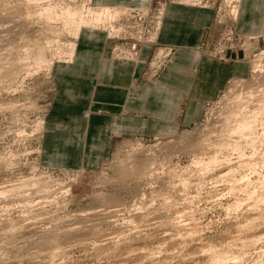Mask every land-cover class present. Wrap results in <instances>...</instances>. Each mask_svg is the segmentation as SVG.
<instances>
[{
    "label": "rangeland",
    "instance_id": "obj_1",
    "mask_svg": "<svg viewBox=\"0 0 264 264\" xmlns=\"http://www.w3.org/2000/svg\"><path fill=\"white\" fill-rule=\"evenodd\" d=\"M82 1L91 7L108 6L118 11L112 25L90 31L104 32L112 42L111 53L135 63H144L141 45H154L157 34L152 32L151 43L142 39L136 54L130 51L138 39L133 18L129 19L133 11L142 10L153 17V29L157 27L159 32V19L165 15L168 2L212 8L215 31L209 39L211 53L220 61L240 58L248 67L247 75L231 80L218 99L204 103L190 127L160 137L121 141L110 158L94 170L49 168L41 164L40 150L54 91L51 71L59 60L49 69L39 70L16 61L27 45H42L47 39L60 43L73 40L58 25L55 31L48 30L36 17L30 19L19 12L27 5L24 0H0V187L22 185L18 192L0 195V264L261 262L264 222L250 224L256 210L249 194L264 179V165L257 173L246 168L238 171V176L247 175L253 183L247 192H230L225 179L200 186L199 173L185 172L192 160L200 157L196 144L207 133L216 138L217 133L209 132L218 126V115L228 104V88L236 80L252 79V61L264 51L262 37L251 36L245 47L243 32L239 37L235 34L233 24L238 18L232 11L239 10L240 1L204 0L198 4L201 0H144L137 6L106 5L99 0L76 2ZM75 44L77 47L78 40ZM56 48L53 44L47 49L48 59ZM173 59L171 47L154 46L144 76L154 81ZM227 155L230 166L237 168V156ZM226 171L223 166L209 177ZM179 175L187 182L186 192ZM234 203L239 207L228 209ZM112 207L119 212L111 213ZM237 238L244 240L235 241ZM249 240L255 245L242 248L241 243Z\"/></svg>",
    "mask_w": 264,
    "mask_h": 264
},
{
    "label": "crops",
    "instance_id": "obj_2",
    "mask_svg": "<svg viewBox=\"0 0 264 264\" xmlns=\"http://www.w3.org/2000/svg\"><path fill=\"white\" fill-rule=\"evenodd\" d=\"M254 1L243 0L239 19L233 24L238 37L254 19ZM99 3L137 6L144 0ZM214 31L212 8L168 2L155 44L141 45L144 63L115 57L104 32L85 31L74 60L57 63L51 71L54 91L44 121L41 164L94 170L121 141L160 137L192 126L204 103L218 99L231 80L247 75L248 67L240 58L220 61L213 56L209 39ZM154 46L171 47L174 59L149 81L144 73Z\"/></svg>",
    "mask_w": 264,
    "mask_h": 264
},
{
    "label": "bare ground",
    "instance_id": "obj_3",
    "mask_svg": "<svg viewBox=\"0 0 264 264\" xmlns=\"http://www.w3.org/2000/svg\"><path fill=\"white\" fill-rule=\"evenodd\" d=\"M24 1L27 5L24 10L19 8V12H23L28 18L31 16L36 17L43 22L48 30L55 31V26L58 25L60 31L73 40L60 43L58 40L47 39L42 45H29V47L27 45L23 56L19 57L16 63H25L31 70H39L42 67L49 69L55 60H59L58 63L72 62L76 51L75 43L81 35L85 31L110 25L111 21L118 16V11L111 7H91L83 1L77 3L78 0H67L68 2L66 0ZM239 1L242 5L243 0ZM10 3L12 2L10 1ZM240 10L241 7L237 11H232V13H236L238 19ZM252 11L254 19L245 26L249 27L248 31L241 34L244 37L243 45L245 47L251 42V36L264 39V2L255 0ZM163 17L159 19L160 25H162ZM53 44L57 48L54 55L52 54V57L48 59L47 49ZM251 69L252 79L250 81L236 80L228 88L226 93L228 104L221 109L218 115V121L215 123L218 126L215 125L213 130L209 132V135L212 132L213 134L217 133L216 138H210L207 133L204 139L196 144L195 148L198 151L200 150V157H195L191 162V168H187L185 172L188 174L192 172L199 173L200 186L206 185V181L215 180L214 184H218L225 179L229 182L228 190L230 192H247L248 187L253 183L247 175L239 174L240 176H238V171L241 168H246L247 171L257 173L258 167L264 165V51L257 54L256 59L252 61ZM229 153L237 156L239 165L237 168L230 166L229 155H227ZM223 166H226L227 169L225 173L220 174L219 172L218 175L213 174L209 177L210 174ZM182 178L183 176H178V179L183 181L181 187L186 192L188 185ZM21 188L22 185L0 187V195L12 194L18 192ZM253 189L249 194V198H253L252 206L256 212L250 224L256 225L264 222V179L262 178V181L259 182L258 188L253 187ZM260 206H263V208L258 209ZM237 207H239V204L234 203L228 209ZM116 212H119V210L112 207L111 213ZM234 240L241 241L244 239L237 238ZM241 245L242 248L246 249L248 247L247 249H249L250 246L255 245V241H243ZM258 264H264V259Z\"/></svg>",
    "mask_w": 264,
    "mask_h": 264
},
{
    "label": "built area",
    "instance_id": "obj_4",
    "mask_svg": "<svg viewBox=\"0 0 264 264\" xmlns=\"http://www.w3.org/2000/svg\"><path fill=\"white\" fill-rule=\"evenodd\" d=\"M203 1L204 0H201L200 2H197V3L201 4ZM133 12H135V13H133L134 15L131 13L132 17L130 16L129 19L133 18V23H134L133 25L136 26L134 28H136L135 30L137 31L136 34H137L138 39H136L135 42L130 45V51H133V52H135L134 54H136L137 44L141 43L142 39H143V42H145L146 40L149 39L146 42L151 43L152 41H150V38L153 37V33L152 32H155L154 34H157L156 32H158V31H157V27H155L153 29L152 25L155 22V21H152L153 17H150V16L148 17L147 16L148 14L147 13H143L142 10L141 11L140 10H136V11H133ZM150 23H151V26H149Z\"/></svg>",
    "mask_w": 264,
    "mask_h": 264
}]
</instances>
